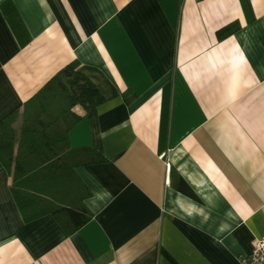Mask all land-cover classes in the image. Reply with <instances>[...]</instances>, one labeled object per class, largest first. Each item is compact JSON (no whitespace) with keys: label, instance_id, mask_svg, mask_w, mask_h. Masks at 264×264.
Returning a JSON list of instances; mask_svg holds the SVG:
<instances>
[{"label":"crops","instance_id":"0c3cea01","mask_svg":"<svg viewBox=\"0 0 264 264\" xmlns=\"http://www.w3.org/2000/svg\"><path fill=\"white\" fill-rule=\"evenodd\" d=\"M0 0V121L73 61L91 218L25 221L0 163V264H241L264 234V0ZM235 26L219 36L224 27ZM18 128V127H17Z\"/></svg>","mask_w":264,"mask_h":264},{"label":"trees","instance_id":"16d2710c","mask_svg":"<svg viewBox=\"0 0 264 264\" xmlns=\"http://www.w3.org/2000/svg\"><path fill=\"white\" fill-rule=\"evenodd\" d=\"M1 7L20 43H27L29 35L11 1ZM233 29L234 25L224 27L219 36ZM104 100L78 61H73L24 103L18 128V111L0 121V163L9 174L11 193L25 221L51 214L71 234L90 220L91 212L83 203L87 189L75 167L104 158L90 146H72L69 131L81 119L73 111L75 106L88 113Z\"/></svg>","mask_w":264,"mask_h":264},{"label":"built area","instance_id":"2783aa9c","mask_svg":"<svg viewBox=\"0 0 264 264\" xmlns=\"http://www.w3.org/2000/svg\"><path fill=\"white\" fill-rule=\"evenodd\" d=\"M241 264H264V234L257 238L249 254L240 258Z\"/></svg>","mask_w":264,"mask_h":264},{"label":"rangeland","instance_id":"374dc122","mask_svg":"<svg viewBox=\"0 0 264 264\" xmlns=\"http://www.w3.org/2000/svg\"><path fill=\"white\" fill-rule=\"evenodd\" d=\"M21 115H18L17 118H16V122H15V125L16 127H18L20 125V122H21Z\"/></svg>","mask_w":264,"mask_h":264}]
</instances>
